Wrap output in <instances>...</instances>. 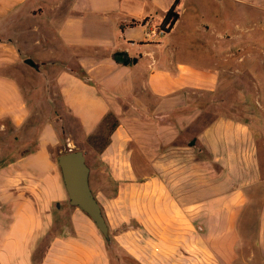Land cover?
Wrapping results in <instances>:
<instances>
[{"label":"crops","instance_id":"obj_1","mask_svg":"<svg viewBox=\"0 0 264 264\" xmlns=\"http://www.w3.org/2000/svg\"><path fill=\"white\" fill-rule=\"evenodd\" d=\"M179 1L170 31L153 35L175 0H0V264H262L264 64L243 53L260 37L212 33L229 67L186 60L161 40ZM210 1L221 18L230 1L264 18V0ZM53 94L75 122L66 141L85 154L115 260L68 202L52 151L62 117H36Z\"/></svg>","mask_w":264,"mask_h":264},{"label":"rangeland","instance_id":"obj_2","mask_svg":"<svg viewBox=\"0 0 264 264\" xmlns=\"http://www.w3.org/2000/svg\"><path fill=\"white\" fill-rule=\"evenodd\" d=\"M234 2L230 1L229 7H225L223 10L221 8V15L223 18V15H226L224 19L216 15L217 9L215 8V5L210 0H180L178 3V8L181 10V20L178 24L177 29L171 33L162 36L161 40L168 43L167 47L165 49L171 51L172 47H175L178 49L180 47H185L187 51L193 52L192 56H186V54L181 53L180 57L187 59H190L194 61V59L203 62L205 65H211L214 69L219 68L221 66L229 67L228 59L225 57L226 55V48L222 51L220 47L217 49H212V35H217V33L221 31H230L233 33L241 32L248 28L249 33L248 35H256L259 36L257 40H250L247 42L248 47L247 51L250 52L244 54H248L246 61L255 60L259 61L260 63L263 62L264 64V18H260L258 16V12L249 5L240 8H236V11L233 13L232 8ZM237 4V3H236ZM238 6H241L238 4ZM232 10V11H231ZM231 12V13H230ZM245 12V13H244ZM248 13V15L246 14ZM246 14V15H245ZM208 27V29L206 28ZM245 41L237 40L236 38H233L231 41V45L236 47L237 44H239V47H243V44ZM173 44V45H172ZM257 46L260 48H250V46ZM225 46L227 47L228 44L225 43ZM212 50L214 51L213 54L211 53ZM232 50V49H231ZM233 50H238L237 48H234ZM239 62V66L245 65V62ZM232 63V67H233ZM226 76L228 75L225 73ZM231 82H235L237 80L236 76L232 74L230 78ZM52 93V92H51ZM237 91L235 89H231L230 91V97L233 99L234 96H237ZM52 100H54L55 104H52V101L49 100V98H39L40 103L39 111L36 115V117L39 118V116H42V118H46L49 111H47L48 107H51L54 112L55 117H62V120L58 122V131L60 134V142L58 145L52 149L54 157H56L61 152H66L69 150H76L78 149L74 145H68L66 141V137L73 133L75 130V122L72 120L71 117H69L66 112L61 108L59 103V98L55 94L52 95ZM47 100L50 102L49 106L46 103ZM242 106L239 104H231L230 105V111L234 114L242 113ZM37 123H41L40 119ZM36 123V124H37ZM24 137L28 138L27 142H31L34 139V131H31V129L24 130L23 132ZM103 137V136H101ZM101 137H99V140L97 142V145L101 142ZM33 142V141H32ZM59 169V168H58ZM64 219H66V214L64 216ZM111 238V237H110ZM108 244L110 255L113 257V260L115 258H119V256L122 255L121 252L114 249V245L112 243V239L110 243ZM120 260V259H119ZM123 260H133L128 255L124 254ZM235 260H247L246 264H259L258 257L255 258H248L246 255H240ZM264 264V260L262 262Z\"/></svg>","mask_w":264,"mask_h":264},{"label":"water","instance_id":"obj_3","mask_svg":"<svg viewBox=\"0 0 264 264\" xmlns=\"http://www.w3.org/2000/svg\"><path fill=\"white\" fill-rule=\"evenodd\" d=\"M26 63L34 65L31 59ZM68 202L83 211L94 222L107 243L111 242L109 230L101 207L93 195L89 184L90 168L82 150L61 152L55 157Z\"/></svg>","mask_w":264,"mask_h":264},{"label":"trees","instance_id":"obj_4","mask_svg":"<svg viewBox=\"0 0 264 264\" xmlns=\"http://www.w3.org/2000/svg\"><path fill=\"white\" fill-rule=\"evenodd\" d=\"M178 0H175L173 5L165 13L163 20L160 24L162 30L166 33L169 32L175 21L178 19V13L175 11V5ZM113 58L120 63L126 64L129 62V57L126 53L116 52L113 54Z\"/></svg>","mask_w":264,"mask_h":264},{"label":"built area","instance_id":"obj_5","mask_svg":"<svg viewBox=\"0 0 264 264\" xmlns=\"http://www.w3.org/2000/svg\"><path fill=\"white\" fill-rule=\"evenodd\" d=\"M150 34H163V33H165L163 30H162V28L160 27V25H159V27H155V28H153L152 30H150V32H149Z\"/></svg>","mask_w":264,"mask_h":264}]
</instances>
